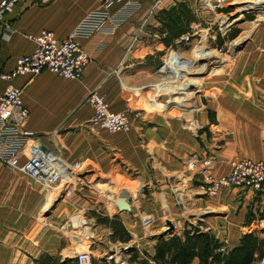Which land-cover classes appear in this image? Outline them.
Listing matches in <instances>:
<instances>
[{
    "label": "crops",
    "instance_id": "crops-1",
    "mask_svg": "<svg viewBox=\"0 0 264 264\" xmlns=\"http://www.w3.org/2000/svg\"><path fill=\"white\" fill-rule=\"evenodd\" d=\"M104 1L111 3L109 15H119L122 20L112 26L111 32L80 40L90 61L81 79L67 80L43 71L33 77L19 75L13 80L14 86L21 89L22 103L28 111L23 130L45 148L61 149L64 159L71 162L88 161L105 170L112 161H119L136 171L144 184L155 182L153 191L146 195L151 209L146 213L154 214L155 218L157 214L164 215L161 225H154L149 236L141 231V219L130 200V210L121 212L115 204L110 215L97 211L90 215L97 226L105 229L111 246L125 256L126 247L153 254L155 240L164 234L168 220L174 224L172 233L181 234L185 225L198 227L213 233L229 248L238 245L244 233L256 232L262 237V229L253 225L261 226L260 214L256 212H260L259 198H264V189L226 187L217 197L209 198L203 186L208 178L229 173L233 161L264 158V29L256 33L258 38L251 45L238 51L235 74L231 78L221 77L218 85L202 96L193 113L185 116L184 119L194 120L191 129L185 127L183 116L163 110L155 102L162 92L157 86L164 80L159 75L163 52L174 50L190 60L189 56H183V49L188 48L177 40L200 24L191 0L188 7L198 20L190 22L187 32L169 45L163 42L167 33L161 30L156 15L181 0H161L160 4L156 0L17 3L0 25V75L12 71L18 57L33 52L29 36L47 29L58 39L65 38L85 15L101 8ZM126 1L138 6L127 12L123 9ZM3 33L8 37L4 38ZM5 85L6 81L0 79V95ZM92 91L104 96L113 111L130 112L134 121L129 133L92 132L88 126L92 109L84 102ZM88 167L87 170L92 169ZM29 181L32 180L0 164V264H36L44 256L72 258L65 253L73 247L72 241L63 244L57 234L49 241V236L31 226L30 219L42 203L44 193ZM240 202L235 222L234 213ZM211 208L220 211L226 208L224 213H217L228 219L226 227L194 224L198 215L205 216ZM247 212L254 218L249 224L245 223ZM99 216L120 221L129 241L113 240L112 229L97 222ZM242 221L245 227L237 228ZM115 253L111 248L92 260L108 261ZM192 264H198L197 260Z\"/></svg>",
    "mask_w": 264,
    "mask_h": 264
},
{
    "label": "rangeland",
    "instance_id": "rangeland-1",
    "mask_svg": "<svg viewBox=\"0 0 264 264\" xmlns=\"http://www.w3.org/2000/svg\"><path fill=\"white\" fill-rule=\"evenodd\" d=\"M181 1L189 3V0ZM199 1L191 0V4L193 5V10L196 11L195 13L199 15L200 26L207 29L203 33L200 45L203 48L207 47V50L210 49L214 58L212 61L205 62L202 60L200 57L202 48L197 49L195 53L192 52L191 48L193 45H198V37L194 39L192 46H186L188 49H183L185 50L183 56H189L192 61H194L193 57L200 59L194 61L192 68H190V62L181 56H170L167 60L166 58L170 55L171 50L163 52L160 64V68L163 67V69L159 75L164 76V80L157 86L158 90L162 92L155 101L163 107V110L172 111L178 116H183L185 127L190 129L195 126H192L194 120L184 119L185 116L188 113H193V110L201 104L202 96L209 94V88L216 87L221 77L231 78L235 74V68L239 64L238 51L251 45V41L258 38L256 33L264 29V6L257 7L258 2L255 0H240V3L234 4L233 7L222 8L221 11H218V17L217 14L212 12L202 11L199 8ZM223 20L225 23H222ZM234 31H238V35L233 40H228L227 37ZM220 48L222 50L219 52ZM202 73L206 74L203 75ZM207 89L208 91L206 92ZM194 130L196 135H198V130ZM57 151L64 162L72 163L66 158L64 159L61 149H57ZM81 162H84L85 165L83 172H81L83 177L82 185L78 186L71 197L65 200L62 198L58 199V197L51 199L50 192L39 182L29 181L33 185H38V189L44 193L42 203L30 219L31 226L34 230L40 231V234L49 236V241L52 239L51 236L53 234L60 235L63 244H66L68 240L72 241L73 247L65 252L67 255H72V258L80 252L89 251L91 257L97 259L101 254L112 248L116 252L112 258L114 261H126L127 255L121 254L117 247L111 246L105 229L97 226L96 221L90 215L96 211L102 215L114 213L115 200L125 194L128 201L130 200L136 207L137 218L140 217L141 219L147 214L146 212L151 210L146 201V195L153 191L152 184H155V182L144 184L142 177L136 171L119 161H112L105 170H101L100 167L93 165L91 162ZM88 166L92 167V169L87 170ZM85 169L87 170L86 172ZM259 200L262 203H260V212H256L258 215L264 213V198H259ZM241 206L242 202L239 203L234 213L236 216L235 222L238 220V209ZM225 211L226 208H222L221 211L211 208L203 214L205 216L198 215L194 224L203 226L214 224L220 227L225 225L226 227L228 219L223 214H218L217 216V213H224ZM163 215H156L155 226L161 225ZM75 219L83 220L84 224L82 226L76 225ZM184 223H180L182 228ZM260 224L261 226L254 223L253 227L264 230V220ZM236 227H245L243 221L237 223ZM128 228L132 230V227Z\"/></svg>",
    "mask_w": 264,
    "mask_h": 264
},
{
    "label": "built area",
    "instance_id": "built-area-1",
    "mask_svg": "<svg viewBox=\"0 0 264 264\" xmlns=\"http://www.w3.org/2000/svg\"><path fill=\"white\" fill-rule=\"evenodd\" d=\"M25 1L27 0H0V25L4 23L5 14L12 11L17 3ZM239 1L200 0L199 8L202 11L206 10L217 14L218 17V11L228 6L233 7L234 4H239ZM155 2L160 4L161 0ZM110 5L109 1H104L101 8L90 11L65 38L58 39L52 31L47 29L40 31L37 35L29 36V39L33 41V52L18 57L16 67L12 71L0 75V79L6 81L5 88L0 95V164L15 173L24 175L29 180L39 182L50 192L51 199L62 196L61 198L65 200L71 197L75 189L82 185L81 172L85 165L81 161L68 164L61 159L57 150L47 149L37 140L30 141L32 135L22 128L28 111L22 103L21 89L14 86L13 80L19 75L33 77L43 71H49L67 80L81 79L82 73L90 61L80 45V40L90 39L96 34L111 32L112 26L118 25L122 20L119 15H109L108 7ZM137 6L135 2L126 1L123 9L128 12ZM223 21L222 23L225 22ZM191 29L190 33L181 36L177 43L192 46V42L198 37V45L194 44L191 48L195 53L197 49L203 48L200 42L207 29L201 27L200 24L194 25ZM3 37L6 38L8 35L3 33ZM221 50L220 48L218 51ZM170 56L180 55L171 50L166 59L168 60ZM193 58L194 61L200 60ZM188 61L192 68L194 61ZM162 69L163 67L159 71L162 72ZM84 102L92 109V115L89 118V127L92 130H102L110 134L129 133L132 130L134 118L130 112L128 110L113 111L101 94L92 91L86 96ZM203 187L209 197H217L226 187L262 191L264 189V158L233 161L229 173L208 178ZM155 221L154 214L147 213L141 217V231L144 235L149 236L152 233ZM74 258L78 264H91L92 261L89 251L80 252ZM114 262L115 264H128L122 260ZM260 264H264V258Z\"/></svg>",
    "mask_w": 264,
    "mask_h": 264
},
{
    "label": "trees",
    "instance_id": "trees-1",
    "mask_svg": "<svg viewBox=\"0 0 264 264\" xmlns=\"http://www.w3.org/2000/svg\"><path fill=\"white\" fill-rule=\"evenodd\" d=\"M161 30L167 35L163 42L169 45L176 37L187 32L192 21L197 17L188 7V3L179 1L174 7L162 9L157 15ZM238 31L230 34L227 39L233 40ZM222 42V41H221ZM245 223L249 224L254 218L247 212ZM259 219H264V213H260ZM98 223L105 224L112 229V239L125 243L130 236L124 230L121 222L115 218L99 216ZM181 234L169 233L156 238L153 254L136 248L127 252L128 264H192L197 260L198 264H260L264 258V230L260 237L255 233H244L240 236L238 245L229 248L221 242L213 233L201 231L198 227L187 226ZM36 264H78L75 258L60 260L56 257L44 256L35 261ZM91 264H115L114 260L91 261Z\"/></svg>",
    "mask_w": 264,
    "mask_h": 264
},
{
    "label": "water",
    "instance_id": "water-1",
    "mask_svg": "<svg viewBox=\"0 0 264 264\" xmlns=\"http://www.w3.org/2000/svg\"><path fill=\"white\" fill-rule=\"evenodd\" d=\"M206 73H202V74L205 75ZM187 110H189V109H187ZM61 197L62 196L58 197V199H61ZM116 204H117V208L121 212L130 210V208H131L127 198H125L124 200H121V199L117 200ZM165 227H166V229L164 230V234L163 235H168L169 233L173 232L174 224L172 223V221L168 220V221L165 222ZM129 250H131V249L129 247H126V249H123V252L126 253Z\"/></svg>",
    "mask_w": 264,
    "mask_h": 264
},
{
    "label": "bare ground",
    "instance_id": "bare-ground-1",
    "mask_svg": "<svg viewBox=\"0 0 264 264\" xmlns=\"http://www.w3.org/2000/svg\"><path fill=\"white\" fill-rule=\"evenodd\" d=\"M256 2H258V5L259 4H261L260 6H258L257 5V7H261V6H264V0H255ZM248 3V2H247ZM246 3V4H247ZM242 5H244V4H242ZM256 8V7H255ZM240 13H242L241 11H240ZM224 22V21H223ZM225 23V22H224ZM195 55V54H194ZM200 57H201V59L202 60H204L205 62L206 61H212V59L214 58L213 57V54H212V51L210 52V50H207V48H205V49H203L202 48V52H201V54H200ZM210 63V62H209ZM125 195V194H124ZM124 195H122V196H120L119 198H117L116 200H115V203L117 202V200H119V199H121V200H124L125 198H126V195L124 196ZM76 220V225H78V226H82L83 224H84V221L83 220H80V219H75Z\"/></svg>",
    "mask_w": 264,
    "mask_h": 264
}]
</instances>
